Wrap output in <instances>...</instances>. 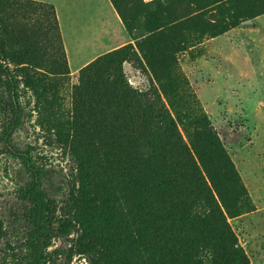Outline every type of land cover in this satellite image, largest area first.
<instances>
[{"label":"trees","instance_id":"16d2710c","mask_svg":"<svg viewBox=\"0 0 264 264\" xmlns=\"http://www.w3.org/2000/svg\"><path fill=\"white\" fill-rule=\"evenodd\" d=\"M109 1L133 43L78 69L65 117L44 104L67 158L58 216L50 171L12 143L20 91L41 98L46 73L70 74L55 9L0 0V152L28 176L15 214L21 242L9 251H24L20 264H56L51 241L74 227L88 264H250L229 223L252 209L246 187L177 58L188 33L222 36L264 15V0Z\"/></svg>","mask_w":264,"mask_h":264},{"label":"rangeland","instance_id":"374dc122","mask_svg":"<svg viewBox=\"0 0 264 264\" xmlns=\"http://www.w3.org/2000/svg\"><path fill=\"white\" fill-rule=\"evenodd\" d=\"M10 12L15 16L20 14L14 8ZM62 22L66 31L69 22L63 18ZM227 36V33L221 38L188 33L185 49L177 58V70L188 77L198 104L220 132L252 204L250 211L229 219V223L250 264H264V48L242 50L240 46L238 51L251 59L260 57L259 65L217 66L221 60L235 57ZM79 67L68 66L70 74L60 77L46 73L48 77L38 88V94L43 95L41 98L35 97L29 89L20 91L24 121L12 136L14 146L29 150L33 159L50 171L52 178L47 185L56 200L58 216L62 213L59 204L63 198L62 175L68 166L66 156L54 141L55 130L47 129L45 120L51 114L44 104L46 100H53L51 112L60 118L67 115L71 86ZM131 80L136 82L134 76ZM7 118L8 112L0 97V131ZM27 179L20 159L0 152V264H20L18 259L24 254L20 248L9 251L7 244L18 246L21 242L23 227L15 214L20 206L19 188ZM80 242L78 229L69 227L64 234L52 239L48 250L61 249L52 253L56 264H88V255L82 252Z\"/></svg>","mask_w":264,"mask_h":264},{"label":"crops","instance_id":"0c3cea01","mask_svg":"<svg viewBox=\"0 0 264 264\" xmlns=\"http://www.w3.org/2000/svg\"><path fill=\"white\" fill-rule=\"evenodd\" d=\"M34 1L54 6L68 66H85L101 54L133 43L109 0ZM62 18L69 22L66 23V31ZM98 19L101 20L99 23ZM226 33L228 45L233 49L232 52H235V57L229 61L223 59L217 66H256L261 63L260 57L251 59L238 51L240 46L241 49L264 48V15L243 22Z\"/></svg>","mask_w":264,"mask_h":264}]
</instances>
